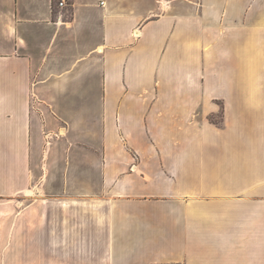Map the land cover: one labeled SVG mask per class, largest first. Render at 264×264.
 Instances as JSON below:
<instances>
[{
  "label": "crops",
  "instance_id": "obj_1",
  "mask_svg": "<svg viewBox=\"0 0 264 264\" xmlns=\"http://www.w3.org/2000/svg\"><path fill=\"white\" fill-rule=\"evenodd\" d=\"M0 264H264V0H0Z\"/></svg>",
  "mask_w": 264,
  "mask_h": 264
},
{
  "label": "built area",
  "instance_id": "obj_2",
  "mask_svg": "<svg viewBox=\"0 0 264 264\" xmlns=\"http://www.w3.org/2000/svg\"><path fill=\"white\" fill-rule=\"evenodd\" d=\"M57 2V5L60 7H64L69 4L70 0H55Z\"/></svg>",
  "mask_w": 264,
  "mask_h": 264
}]
</instances>
